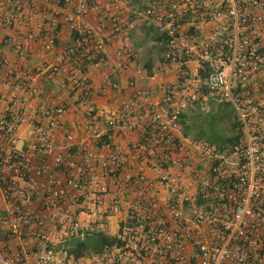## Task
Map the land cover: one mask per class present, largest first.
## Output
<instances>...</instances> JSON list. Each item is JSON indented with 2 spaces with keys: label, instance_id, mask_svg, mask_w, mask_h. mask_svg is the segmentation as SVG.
I'll return each mask as SVG.
<instances>
[{
  "label": "built area",
  "instance_id": "2783aa9c",
  "mask_svg": "<svg viewBox=\"0 0 264 264\" xmlns=\"http://www.w3.org/2000/svg\"><path fill=\"white\" fill-rule=\"evenodd\" d=\"M28 1H0L6 27ZM39 1L53 13L72 2ZM87 3L60 13L77 35L48 66L70 67L81 101L94 93L85 64L104 55L106 35L132 27L106 14L94 27L78 22ZM139 14L163 44L148 73L156 85L120 98L119 83L103 73L99 88L115 92L121 112L104 125L132 136L126 149L112 143L101 153L74 138L64 106L41 100L31 76L0 58V264H264V0H150ZM32 39L45 50L53 44L49 33L3 36L16 47ZM131 54L127 41L116 50ZM208 99L233 109L228 147L185 131L186 113ZM47 224L62 237L101 233L110 241L75 256L49 239Z\"/></svg>",
  "mask_w": 264,
  "mask_h": 264
},
{
  "label": "crops",
  "instance_id": "0c3cea01",
  "mask_svg": "<svg viewBox=\"0 0 264 264\" xmlns=\"http://www.w3.org/2000/svg\"><path fill=\"white\" fill-rule=\"evenodd\" d=\"M75 1L72 0L65 6L57 4L55 8L59 12L53 13L50 10L54 7L51 6L52 4L29 0L25 6V15L18 18L10 27H6L3 6L0 5V58L6 57L21 69L22 74L31 76V80L40 87L41 100L64 106V124L74 138H85L101 153H105L107 144L112 143H118L126 149V144L132 136L122 134L116 128L107 130L104 125V120L109 113L121 112L119 104L112 99L115 92L110 87L104 91L99 88L105 82L103 73H107L110 80H116L119 83L120 98L129 97L137 87L156 85L157 78L148 77V73L156 63L163 44L159 41L153 27L139 14L144 4L150 0H88L87 6L78 14V22H85L92 27L96 26L100 14L117 16L119 20L132 22V27L124 34L116 37L106 35L104 55L99 59L93 58L85 64L83 71L94 89V93L86 101L79 99L77 91L67 80V74L70 71L67 64L63 63L58 71L51 72L48 69V66L55 61L57 52L77 35V31L69 29L60 17V13H69L72 10L71 5ZM28 32L51 34L53 36L51 48L43 49L37 39L29 40L27 44L20 47L3 40L5 34L22 37ZM124 41L128 42L132 52L128 58L116 55V50ZM136 66L141 68L137 74L134 71ZM131 77L134 80L133 85L128 84V79ZM4 108L5 103L1 100L0 112ZM31 108L29 104L26 106L27 115ZM25 126V122L19 125L18 134L21 138L25 136ZM60 139L57 137V140ZM20 183L27 186L22 181ZM28 188L30 187L27 186ZM47 228L48 237L56 246L63 244L69 249L75 237L82 235L62 237L57 227L47 224ZM11 251H13L12 245Z\"/></svg>",
  "mask_w": 264,
  "mask_h": 264
},
{
  "label": "rangeland",
  "instance_id": "374dc122",
  "mask_svg": "<svg viewBox=\"0 0 264 264\" xmlns=\"http://www.w3.org/2000/svg\"><path fill=\"white\" fill-rule=\"evenodd\" d=\"M186 118L191 135L214 145H226L225 138L233 133V109L228 103L208 99L205 108L187 112ZM92 235H78L74 241L94 243L97 239Z\"/></svg>",
  "mask_w": 264,
  "mask_h": 264
},
{
  "label": "trees",
  "instance_id": "16d2710c",
  "mask_svg": "<svg viewBox=\"0 0 264 264\" xmlns=\"http://www.w3.org/2000/svg\"><path fill=\"white\" fill-rule=\"evenodd\" d=\"M187 124L185 126V131H187ZM233 135L230 134L228 135L225 140H226V145L223 144H218L217 146L219 147H228L232 141H233ZM94 236L97 240L94 243H87L85 241H74L72 243V247L69 249L71 250L75 256L81 255V254H87L90 251H99L103 245L104 242L110 241V236L106 234H101V233H95Z\"/></svg>",
  "mask_w": 264,
  "mask_h": 264
}]
</instances>
